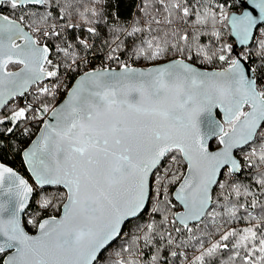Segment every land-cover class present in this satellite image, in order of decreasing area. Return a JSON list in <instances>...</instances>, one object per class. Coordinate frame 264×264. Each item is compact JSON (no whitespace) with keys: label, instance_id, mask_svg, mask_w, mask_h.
Listing matches in <instances>:
<instances>
[{"label":"snow or ice","instance_id":"snow-or-ice-1","mask_svg":"<svg viewBox=\"0 0 264 264\" xmlns=\"http://www.w3.org/2000/svg\"><path fill=\"white\" fill-rule=\"evenodd\" d=\"M91 2L81 11L80 0H0V9L8 5L13 12L28 6L19 16L0 11V109L33 86L37 101L13 107L0 116V125L10 122L5 132L12 133L29 120L43 124L20 154L40 190L39 208L57 213L22 220L33 183L0 162V264H102L125 224L149 207L160 214L159 223L153 216L133 243L142 240L146 246L158 236L180 247L172 231L193 233L205 217L213 223L219 217L212 233L218 238L193 234L189 240L196 239L198 247L192 255L171 251V256H183L181 264H264V38L255 53L233 55L231 44L220 43L217 27H229L239 44L247 45L253 29L264 23V0H248L251 11L239 15L210 0H146L144 20L113 31L139 38L133 41L137 60L172 58L146 68L120 62L119 70L85 71L63 103L52 106L41 98L55 99L65 85L59 80L61 64L50 58L43 41L59 38L62 29L49 23L51 11L32 8L58 7L62 20L75 13L92 23L90 17L101 15L96 7L101 0ZM87 31L96 34L94 27ZM205 34L214 38V47L201 43ZM71 47L55 48L67 70L79 59ZM118 50L117 44L108 59L119 60ZM196 61L213 67L202 70ZM24 133L29 134L27 127ZM245 167L256 169L258 193L233 179ZM214 186L220 189L215 200ZM49 188L55 191L46 195ZM174 201L182 211H174ZM213 204L222 211L211 209ZM237 221L247 223L230 226ZM133 243L116 251L110 264H142ZM160 251L147 264H160Z\"/></svg>","mask_w":264,"mask_h":264},{"label":"trees","instance_id":"trees-1","mask_svg":"<svg viewBox=\"0 0 264 264\" xmlns=\"http://www.w3.org/2000/svg\"><path fill=\"white\" fill-rule=\"evenodd\" d=\"M146 0H101V3L96 5V7L100 10L101 15L99 17H90L92 23H85L81 18L73 13L72 17L65 19H60V9L58 7H50L45 9L42 6H34L32 10H39L41 12L51 11L52 18H50L49 23H55L58 26L57 30H61V36L59 38L52 37L46 41L51 49L50 58L53 59L54 63L61 64L59 80L62 82L64 76L69 77V85H73L76 80V71L86 63H92L96 68H119L120 62L128 63L131 66L135 67H150L152 65L160 64L167 62L168 59H171V56L165 57L164 60L160 61H146V60H137L133 56L134 44L139 43L138 37H130L127 36L123 31H113V29H129L130 26L136 20H144L145 16L141 9L144 7ZM211 3L214 4H224V10L227 13H232L236 11H240L241 8L238 6L236 2H228L225 0H210ZM83 6L92 7L91 0H80V3L77 4V7H80V10H83ZM28 9V6L23 8H17L14 12L10 9L8 5H4L0 11H3L5 14L19 16L22 12H25ZM153 15H157L156 12L153 11ZM75 25L76 27H68L67 25ZM176 26L175 24L173 25ZM94 27L96 28V34L89 33L87 28ZM155 27V25H153ZM182 28L187 27L181 25ZM217 27L222 31V39L220 43L231 44L234 45V41L230 34V29L224 25H217ZM117 37L119 39L117 40ZM264 38V25L258 28L255 36V40L249 48H243L240 50V53L246 52L249 49L255 53L257 50V42ZM80 40H84L87 42L89 47L85 48L83 45L79 43ZM115 41V43H113ZM201 43L214 47L215 41L214 38L210 36V34H205L201 37ZM71 45L72 47L69 49L71 52H75L78 56V64L72 70H67L63 65L65 63V57L62 53H57L55 51L56 46L65 47L67 45ZM119 45V50L114 53V55L119 57V60H109L108 55L111 52V49ZM234 55V54H233ZM253 60H258V57L253 56ZM194 65L211 69L213 66L211 65H202L198 61L194 62ZM215 67H221L219 63L215 65ZM45 82H51L46 80ZM36 89L35 86L31 89L25 97H20L15 99L12 104H9L1 113L0 116L10 114V110L15 106H25L26 103H33L34 105L37 103L36 101ZM45 103H48L52 106H55L57 100L56 97L53 99L52 97L41 98ZM46 116V114H45ZM42 123H37L35 121L29 120L26 123H21L17 128L14 129L12 133H6L5 129L7 127H11V123L6 121L4 125H0V139L3 141V145L0 146V162L7 164L10 167L16 169L19 166H24L22 163L21 152L24 148L28 147L31 141L37 135ZM29 129V134L25 135L24 129ZM213 148L216 146L215 140L211 143ZM240 158L242 159L243 153H240ZM24 175L29 176L26 168H24ZM256 175V169H249L247 167L238 174H235L233 177L239 183L244 185H248L252 188L253 191L259 192L258 186L255 184L254 177ZM226 176L221 177V182L226 179ZM175 187V186H174ZM173 187V190H174ZM40 190L37 189L34 192V196L32 202L25 212L24 221H26L30 217H47L50 215H56V211L52 208L49 209H40L37 201L40 199V196L36 193ZM55 191L54 188H49L45 193L46 195H51ZM220 193L219 188H215V192L213 195V200L216 199L217 195ZM223 203V200H221ZM176 203V208L174 211H180V205ZM211 209L215 211H222V209L217 208L216 205H211ZM155 217L157 223L160 220V214H153L151 209H149L139 218L134 219L128 222L124 228L121 236L116 240L114 244H112L101 257L102 264H110L111 258L113 257L116 251H121L125 246L130 243H133L134 238L136 236L141 235V232L138 231L139 228H143L150 219ZM220 222V218L217 217V223ZM217 223H213L211 217H205L203 224L199 226V229L194 227L193 233H188L186 230H182V234H177L172 231V226H169L167 230L172 231L173 237H178L176 244L180 245V247H176V245H167L166 238L165 240L159 239L157 236L156 239L153 240L151 244L144 245L143 241H138L133 243V250L137 251L138 254L142 253L140 256V260L142 264H147L150 261L152 255L156 254L157 249H161L159 255L162 257L160 264H181L183 260V256H180L179 259L171 256V251H177L178 253L186 252L189 256L192 255L195 247H198L197 240L189 238L195 235L197 238H203L206 241L208 239H216L217 235H213V230L217 227ZM246 221H237L230 225L234 228H242L245 226ZM177 226H179L177 224ZM182 227V226H181ZM202 229L203 231H201ZM28 230L30 233H35V229L30 225L28 226ZM204 233H208V236H205ZM184 241H189L188 244H184ZM126 255V254H125ZM228 253H223L224 258H227ZM239 264V262H238Z\"/></svg>","mask_w":264,"mask_h":264},{"label":"water","instance_id":"water-1","mask_svg":"<svg viewBox=\"0 0 264 264\" xmlns=\"http://www.w3.org/2000/svg\"><path fill=\"white\" fill-rule=\"evenodd\" d=\"M226 1H232V2H236L237 4H238V6H240V8H241V10L240 11H236V12H232V13H230V14H236V15H239V14H241L242 12H244L245 10H248V11H251V6H250V4H249V2H248V0H226ZM254 15H259L258 13H254ZM264 25V23H261V24H259L255 29H253V39L251 40V41H249V43L247 44V45H240L239 44V42H238V40H237V38L235 37V36H233V35H231V37H232V39H233V41H234V45H233V54L235 55L236 53H240V50L241 49H243V48H249L251 45H252V43H253V41L255 40V36H256V32H257V30H258V28H260L261 26H263ZM230 29V28H229ZM51 55V52H50V54H49V56ZM152 66H155V65H152ZM194 66H196V65H194ZM133 67H135V66H133ZM151 67V66H150ZM196 67H198V66H196ZM136 68H142V67H136ZM201 68V67H200ZM202 70L203 69H205V68H201ZM116 70H119V68H117ZM210 70V69H209ZM80 77V76H79ZM79 77L77 78V79H79ZM76 79V80H77ZM75 80V81H76ZM75 81H74V83H75ZM45 82V81H44ZM73 83V84H74ZM34 87V86H33ZM32 87V88H33ZM31 88V89H32ZM30 89V90H31ZM29 90V91H30ZM29 93V92H28ZM28 93H26V95L25 96H27L28 95ZM24 96V97H25ZM17 98H20V97H17ZM17 98H15V99H17ZM67 98V96L65 97V99ZM15 99H13V100H11V101H9V103L5 106V108L12 102V101H14ZM63 101H64V99L60 102V103H63ZM59 104V103H58ZM58 104H56L55 106H57ZM5 108H3V109H0V113L5 109ZM49 118V116H48V114H46V116H45V119H48ZM41 127H43V124L41 125ZM40 127V128H41ZM39 134V131H38V133H37V135ZM36 135V136H37ZM35 136V137H36ZM35 139V138H34ZM214 141V140H213ZM213 141H211V143L213 142ZM31 144V143H30ZM29 144V145H30ZM28 145V146H29ZM7 165V164H6ZM8 166V165H7ZM238 174V173H237ZM22 175V174H21ZM29 175H30V173H29ZM220 179H221V177H220ZM214 188H216L215 186H214ZM33 196H34V194H33ZM33 196L30 198V200H29V206H30V204H31V202H32V199H33ZM178 204H179V202H177ZM29 206L25 209V211L21 214V217H22V220H24V216H25V212L28 210V208H29ZM180 207H181V210L180 211H182L183 209H182V206L180 205ZM210 208H211V205H210ZM127 224V223H126ZM126 224H125V226H126ZM125 226H124V228H125ZM124 228H123V231H124ZM123 233V232H122ZM118 239V238H117ZM116 239V240H117ZM116 240L115 241H113V243L112 244H114L115 242H116ZM111 244V245H112Z\"/></svg>","mask_w":264,"mask_h":264},{"label":"built area","instance_id":"built-area-1","mask_svg":"<svg viewBox=\"0 0 264 264\" xmlns=\"http://www.w3.org/2000/svg\"><path fill=\"white\" fill-rule=\"evenodd\" d=\"M225 1H226V0H225ZM228 2H231V1H228ZM95 68H96V67H94V65H93L92 63H86L85 65L81 66V67L76 71V79H77L80 75H82L85 71H90V70H93V69H95ZM106 68H110V67H106ZM61 83L64 84L65 87H62V88L58 91V94H57V96H56V100H57L56 104L60 103L63 99H65L66 94H67V90H68V88L71 87V85H69V77L66 76V75L64 76V78H63V80H62ZM44 84H49V85H50L51 82H44ZM12 102H13V101H12ZM12 102H11L10 104H12ZM56 104H55V105H56ZM23 167L26 168L25 166H23ZM23 167H22V166H19V167L16 168V170L19 171L20 174H22L26 179H29V180H30V183H33V187H34V189H35V191H36L38 188L35 186L34 182L31 181V179H30V175H29V176H25V175H24V169H23Z\"/></svg>","mask_w":264,"mask_h":264},{"label":"flooded vegetation","instance_id":"flooded-vegetation-1","mask_svg":"<svg viewBox=\"0 0 264 264\" xmlns=\"http://www.w3.org/2000/svg\"><path fill=\"white\" fill-rule=\"evenodd\" d=\"M30 91H31V90H30ZM30 91H29V92H30Z\"/></svg>","mask_w":264,"mask_h":264},{"label":"rangeland","instance_id":"rangeland-1","mask_svg":"<svg viewBox=\"0 0 264 264\" xmlns=\"http://www.w3.org/2000/svg\"><path fill=\"white\" fill-rule=\"evenodd\" d=\"M226 11V10H225Z\"/></svg>","mask_w":264,"mask_h":264}]
</instances>
